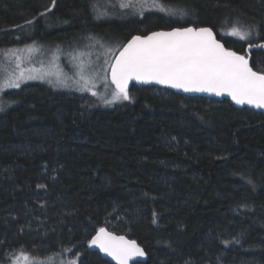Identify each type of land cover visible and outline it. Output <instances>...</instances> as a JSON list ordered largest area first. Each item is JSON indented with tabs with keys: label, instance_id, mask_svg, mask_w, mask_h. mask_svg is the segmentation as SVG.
I'll return each instance as SVG.
<instances>
[{
	"label": "trees",
	"instance_id": "16d2710c",
	"mask_svg": "<svg viewBox=\"0 0 264 264\" xmlns=\"http://www.w3.org/2000/svg\"><path fill=\"white\" fill-rule=\"evenodd\" d=\"M95 1L0 0V49L29 27L34 41L98 33L121 47L133 34L208 26L264 71V0H143L170 12L110 20ZM249 26L256 37H230ZM72 89L32 82L2 96L0 264L19 254L111 264L88 245L100 227L136 240L144 264H264L263 113L153 86L111 104Z\"/></svg>",
	"mask_w": 264,
	"mask_h": 264
},
{
	"label": "snow or ice",
	"instance_id": "6c2138e0",
	"mask_svg": "<svg viewBox=\"0 0 264 264\" xmlns=\"http://www.w3.org/2000/svg\"><path fill=\"white\" fill-rule=\"evenodd\" d=\"M51 2L55 6L56 0ZM131 6V3L121 4V7ZM31 23L32 21L25 22L26 25ZM253 28L254 26L233 27L230 34L247 41L253 35ZM96 42L100 43L99 40ZM249 47L252 45L249 44ZM260 47H264V44ZM36 50L34 46L10 50L16 61V71L0 83V92L8 88L19 89L21 83L27 80L46 78L48 74L38 71L26 72L21 67L23 57L19 53H31ZM108 55L110 59H106L105 64L111 70V81L116 87L112 99L104 101L106 104L130 100L128 84L135 79L144 82L155 81L184 91L209 92L216 95L227 93L237 104L247 103L256 108H264V71H254L248 58L226 49L215 38L211 28H174L171 31L152 32L146 36H133L123 45L119 55H114L111 49L108 50ZM81 81L83 83L80 91H92L87 77L81 75L77 83ZM49 83L52 81L49 80ZM54 86L69 85L66 81L58 79ZM92 95L95 96L96 93L93 91ZM4 110L5 105L0 103V111ZM236 243H239L238 239ZM89 244L97 246L102 252L118 260L119 264H128L129 258L133 256L145 255L136 241L115 236L105 228H100Z\"/></svg>",
	"mask_w": 264,
	"mask_h": 264
},
{
	"label": "rangeland",
	"instance_id": "374dc122",
	"mask_svg": "<svg viewBox=\"0 0 264 264\" xmlns=\"http://www.w3.org/2000/svg\"><path fill=\"white\" fill-rule=\"evenodd\" d=\"M131 3V7H121V4ZM97 13L100 17L107 18L108 20L113 18H124V14L129 13L131 16L139 15L142 11L156 10L170 12V9L163 7L160 4H154L151 2L139 0L134 2L133 0H97L95 1ZM138 11V12H137ZM48 23V18L45 19ZM25 30V31H24ZM19 32V40L21 43L12 45L9 48L0 49V83H2L11 73L16 71L15 58L11 55L10 50L26 49V46H34L37 50L31 53L24 51L19 53L23 57L21 67L26 71L39 72L46 75L43 80H27L21 83V86L26 83H42L55 89H67L72 91V88L79 90L82 81H80L81 75L87 77L89 81V88L92 91H81L91 96L94 91L96 97L102 104L105 100H111L114 90L108 82L110 81V68L105 64L106 59H110L108 50L111 49L115 55L120 47V42L117 39L104 36L98 33H81L75 35L71 39L51 40L48 38L39 37L36 41L32 38H26L29 34L32 37L36 32L33 27H29ZM230 34V32H229ZM89 37H95L96 39H90ZM256 37V32L253 30V35L249 39ZM32 40V41H31ZM99 40L100 43H97ZM83 52V53H80ZM5 53H8L7 55ZM82 66V68L80 67ZM67 71H66V70ZM71 70V71H69ZM109 76V77H108ZM64 80L69 85L68 87L54 86L57 80ZM49 80L52 83H49ZM100 83V84H99ZM108 88L103 93H99L100 85H104ZM114 87V86H113ZM16 88L4 89L0 92V103H3L6 107V101L2 99V96L6 90H12ZM115 89V87H114ZM80 91V90H79ZM111 93L110 96L108 94ZM25 256L27 259H25ZM7 264H76L75 260L65 259L60 255L48 256L46 258H34L30 255L19 254L15 256Z\"/></svg>",
	"mask_w": 264,
	"mask_h": 264
},
{
	"label": "water",
	"instance_id": "95a60500",
	"mask_svg": "<svg viewBox=\"0 0 264 264\" xmlns=\"http://www.w3.org/2000/svg\"><path fill=\"white\" fill-rule=\"evenodd\" d=\"M187 27H192V28H210L208 26H185V27H181V28H187ZM175 28H179V27H175ZM174 29V28H172ZM172 29H168V30H155L153 32H159V31H171ZM213 31V30H212ZM152 32L148 33V34H145V35H140V36H146V35H149L151 34ZM214 33V32H213ZM138 35V34H137ZM137 35H133V36H137ZM215 35V33H214ZM132 36V37H133ZM132 37L128 40L130 41L132 39ZM215 38L218 40V38L216 37L215 35ZM128 41L124 44L126 45L128 43ZM221 44H223L220 40H218ZM224 46V44H223ZM123 47V46H122ZM122 47L119 49V51L117 52V55H119V52L120 50H122ZM225 47V46H224ZM226 48V47H225ZM227 49V48H226ZM238 55H241L239 53H237ZM114 62V61H113ZM110 82L112 83L111 81V70H110ZM113 84V83H112ZM132 85H136V86H153V87H157V88H163V89H168V90H171L173 92H176V93H179V94H183V95H186V96H203V97H206V98H212V99H216V100H228L234 107L236 108H249V109H253L255 111H258V112H261L264 114V108H256L255 106L253 105H249L247 103L245 104H237L235 101L232 100L231 96H229L227 93L223 94V95H216L215 93H209V92H196V91H184L183 89H180V88H174L172 87L171 85H166V84H159V83H156L155 81H149V82H144V81H137L135 79L129 81V84H128V89L132 86ZM114 87L115 84H113ZM100 228H105L107 232L109 233H112L113 235L115 236H123L125 237L126 240H134L132 238H129L128 236L124 235V234H120V233H116L114 231H111L110 229H108L107 227H100ZM98 228L94 233L93 235L90 237L89 241L92 239V237H94L97 232L99 231ZM136 241V240H134ZM136 244L141 248L143 249V247L141 245L138 244V242L136 241ZM88 245L89 247L96 251L103 259H106L108 260L111 264H119V261L114 259L112 256H109L107 255L106 253L102 252L97 246H92L89 244L88 242ZM144 251V249H143ZM145 253V251H144ZM147 254L145 253L144 256H133L131 258H129L128 260V264H143L146 262L147 260Z\"/></svg>",
	"mask_w": 264,
	"mask_h": 264
},
{
	"label": "flooded vegetation",
	"instance_id": "af4514ba",
	"mask_svg": "<svg viewBox=\"0 0 264 264\" xmlns=\"http://www.w3.org/2000/svg\"><path fill=\"white\" fill-rule=\"evenodd\" d=\"M185 26H190V25H185ZM185 26H173V27H170V28H162V29H155V30H168V29H172V28H175V27H179V28H181V27H185ZM193 26V25H192ZM212 29V28H211ZM155 30H152V31H149V32H146V33H144V34H138V35H145V34H148V33H150V32H153V31H155ZM213 30V29H212ZM213 32L215 33V35H216V37L218 38V40H220L223 44H224V46L227 48V46L225 45V43L223 42V40L220 38V36L213 30ZM133 35H137V34H133ZM132 35V36H133ZM222 35L224 36V34L222 33ZM132 36H130L124 43H123V45L132 37ZM230 37H233V38H237V37H235V36H232V35H230ZM238 39V38H237ZM122 45V46H123ZM121 46V47H122ZM120 47V48H121ZM119 48V49H120ZM119 49L117 50V52L119 51ZM228 50H231V51H234V50H232V49H229V48H227ZM117 52H116V54L115 55H117ZM236 52V51H235ZM236 53H239V52H236ZM239 54H241V55H244L246 58H248L249 59V64H250V57H249V55L248 54H242V53H239ZM108 261V260H107ZM109 262V261H108ZM144 264V263H143Z\"/></svg>",
	"mask_w": 264,
	"mask_h": 264
}]
</instances>
